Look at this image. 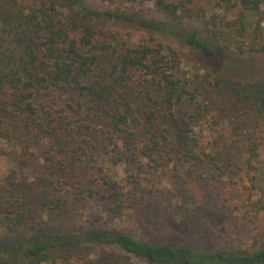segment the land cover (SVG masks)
<instances>
[{"label": "rangeland", "instance_id": "374dc122", "mask_svg": "<svg viewBox=\"0 0 264 264\" xmlns=\"http://www.w3.org/2000/svg\"><path fill=\"white\" fill-rule=\"evenodd\" d=\"M165 1L178 4L184 15L194 18L235 20L240 11L239 7L220 10L215 5L217 0ZM89 2L96 10L113 11L117 7L127 12L141 10L147 19L161 20L164 16L152 1L141 6L126 0ZM258 19L261 29L251 26L247 34H260L256 42L262 44L264 0L259 15L252 18ZM99 24L120 40L150 46L155 58H166L167 48L178 53L180 65L172 73L187 81V88L196 96L180 101L175 116L185 123L183 114L194 115L195 121L190 120L184 138L177 141L160 106V92L134 78L118 86L111 63L107 64L101 79L113 88L115 96L125 98L132 107L131 118L139 122L130 125V137L121 140L125 160L112 167L102 151L105 138L110 136L109 118L99 106L91 110L72 88L39 85L32 89L30 99L21 101L28 89L15 87L0 100V106L9 101L5 116L0 118V215L12 212L15 200L23 203L26 226L22 235L26 237L43 232L61 237L83 228L105 226L150 243L202 251L248 252L264 246V52H224L213 57L188 48L170 35L152 34L113 20ZM173 24L184 32L197 28L187 18ZM159 42L164 48L157 53ZM40 72L44 75L43 66ZM94 75L90 80L100 79ZM149 93L151 100L146 96ZM26 104H30L29 110H24ZM160 134L167 138L160 144L161 153L143 166L146 161L137 156L138 150L150 143L152 135ZM192 141L208 158L215 156V163L222 166L221 175H215L206 162L194 168L197 177H186V165L181 166L178 160L179 145ZM250 147L255 148L256 158H252ZM107 178L126 192L127 200L138 197L143 187L161 194L160 199L153 205L146 203L135 215L125 209L121 217H112L108 189L103 184ZM59 180L64 183L60 185ZM77 184L95 189L96 194L86 201L81 216L73 218L65 209L58 218L49 219L44 205L55 190H61L69 203L77 193ZM22 235L0 226V244L17 245ZM66 254L70 255L69 264H148L116 248L95 244L57 248L50 260L59 263Z\"/></svg>", "mask_w": 264, "mask_h": 264}, {"label": "trees", "instance_id": "16d2710c", "mask_svg": "<svg viewBox=\"0 0 264 264\" xmlns=\"http://www.w3.org/2000/svg\"><path fill=\"white\" fill-rule=\"evenodd\" d=\"M126 1L139 6L152 1L165 17L161 20L147 19L141 15V10L130 9L127 12L117 7L113 11L96 10L89 0H0V100L8 97L9 91L15 87L28 89L21 101L30 99L32 89L37 85L77 90L90 104L91 110L99 106L109 118L110 136L105 138L102 151L112 167L121 165L125 160L121 140L130 137L128 127L137 126L139 122L131 118L132 107L125 98L121 94L115 96L113 88L101 79L107 64L111 63L114 82L118 86H125L134 78L160 92V106L175 130L177 141L184 138L185 127L191 125L190 120L195 121L196 116L183 114L184 123L176 118L175 106L183 100H194L196 94L187 88V81L177 79L172 73L180 65V57L175 50L167 48L166 58H155L150 46L131 44L130 40H120L116 35L107 34L100 21L113 20L152 34L170 35L188 48L213 57L224 52H264V43L256 42L260 34H247L251 26L254 30L261 29V20L252 18L259 15L263 0H217L215 5L220 10L239 7L235 20L218 16H186L178 4L165 0ZM185 18L197 24V28L187 32L177 30L173 23L179 24ZM157 48L159 53L164 46L159 42ZM41 66L45 68L44 75L40 72ZM93 75L100 79L90 80ZM83 80L87 82L83 84ZM146 96L151 100L150 93ZM4 103L0 106V118L5 116L9 101ZM29 109L30 104H26L24 110ZM165 141L167 138L163 134L152 135L150 143L138 150L137 156L146 161L143 166L156 160L154 156H159L160 144ZM179 146L181 153L178 160L181 166L186 165L184 173L189 179L196 176L194 168L206 162L215 175L222 174V166L215 163V156L208 158L193 141ZM249 151L252 158H256L255 148L250 147ZM61 181H58L60 185L64 183ZM103 184L108 189V212L115 218L121 217L125 209H131L135 215L146 203L153 205L157 202L161 195L143 187L138 197L127 200L126 192L113 180L107 178ZM77 185V193L72 195L69 203L61 190H55L44 205L49 219L58 218L65 209L73 218L81 216L86 201L95 198L96 194L95 189L84 184ZM12 205V212L0 215V226L22 235L26 226L25 207L18 200ZM93 244L116 248L148 264H264V246L248 252L202 251L187 246L150 243L105 226L83 228L61 237L45 232L27 237L22 235L17 245L0 244V264L56 262V259H50L57 248ZM59 259L56 264L71 263L69 254Z\"/></svg>", "mask_w": 264, "mask_h": 264}]
</instances>
